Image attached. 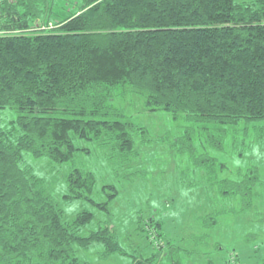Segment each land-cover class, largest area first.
I'll list each match as a JSON object with an SVG mask.
<instances>
[{
    "label": "trees",
    "instance_id": "obj_1",
    "mask_svg": "<svg viewBox=\"0 0 264 264\" xmlns=\"http://www.w3.org/2000/svg\"><path fill=\"white\" fill-rule=\"evenodd\" d=\"M53 2L0 0V110L17 115L0 123V264H89L79 250L95 244L102 245L101 261L129 256L111 220L116 186L105 185L98 202L93 173L75 166L67 176L66 200L87 201L110 218L81 236L95 213L83 210L67 223L26 165L27 155L76 164L80 152L90 154L76 140L96 142L121 161L138 158L134 136L148 130L113 105L129 93L144 97L148 111L189 124L187 141L174 147L208 168L209 184L219 185L222 197L257 195V168L230 179L226 163L195 157L193 140L199 131L209 152L243 156L250 146L238 151L240 134L264 137V0H83L65 15L54 12ZM52 17L57 24L50 28ZM141 218L137 231H145L156 252L135 253L131 264H163V258L181 264L175 245L164 240L163 221ZM157 241L164 246L158 249Z\"/></svg>",
    "mask_w": 264,
    "mask_h": 264
},
{
    "label": "rangeland",
    "instance_id": "obj_2",
    "mask_svg": "<svg viewBox=\"0 0 264 264\" xmlns=\"http://www.w3.org/2000/svg\"><path fill=\"white\" fill-rule=\"evenodd\" d=\"M82 1L54 0V12L61 15L68 11L73 13ZM241 1L251 4L261 0ZM56 24L55 17H52L47 26L56 27ZM145 102V98L136 93L115 98L113 102L133 123L148 130L146 136L141 133L134 136L140 153L138 158L121 161L111 149L86 140L75 141L76 147L90 151L89 155L80 152L76 164L58 165L45 157L26 156V165L42 179L44 190L64 211L67 223L73 222L83 210L95 213L92 222L80 231L81 236L97 231L110 218L87 201L66 200L67 176L75 166L93 173L97 180L93 197L98 202L105 200L102 199L105 185L116 186L119 194L110 205L111 220L120 244L129 256L115 254L101 261L98 256L103 250L102 245L95 244L89 250L80 249L79 257L89 264H131V255L135 253H155L145 231H137L138 217L142 216L145 223L151 219L163 221L164 240L175 245L174 259L176 262L181 259V264H240L238 261L241 264H264V137L260 142L253 131L248 137L240 134L238 151L247 146L250 150L239 156L227 150L225 153L209 152L207 137L196 131L193 144L198 160L203 161L205 154L219 159L227 166L224 175L233 180H239L238 173L258 169L261 184L255 190L257 195L246 197L245 201L238 196L222 197L219 185L209 184L208 168L197 166L190 151L179 153L174 147L177 140L187 141L183 136L189 124L183 119L175 120L165 111L150 112ZM15 118V111L0 110V123L4 127ZM127 175H133L134 180L124 179ZM218 177L222 179L221 174ZM154 232L151 231L152 238H158ZM155 246L160 249L164 245L157 241ZM160 251L167 249L164 247ZM162 260L163 264H174L173 259Z\"/></svg>",
    "mask_w": 264,
    "mask_h": 264
},
{
    "label": "built area",
    "instance_id": "obj_3",
    "mask_svg": "<svg viewBox=\"0 0 264 264\" xmlns=\"http://www.w3.org/2000/svg\"><path fill=\"white\" fill-rule=\"evenodd\" d=\"M38 29H40V30H46L45 27H39ZM230 264H231V262H230ZM232 264H235V263L233 262Z\"/></svg>",
    "mask_w": 264,
    "mask_h": 264
},
{
    "label": "crops",
    "instance_id": "obj_4",
    "mask_svg": "<svg viewBox=\"0 0 264 264\" xmlns=\"http://www.w3.org/2000/svg\"><path fill=\"white\" fill-rule=\"evenodd\" d=\"M163 228H164V226H163ZM164 232H165V230H164ZM240 262V264H241V261H239Z\"/></svg>",
    "mask_w": 264,
    "mask_h": 264
}]
</instances>
